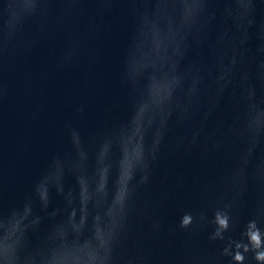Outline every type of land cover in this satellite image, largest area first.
<instances>
[{
	"label": "water",
	"instance_id": "95a60500",
	"mask_svg": "<svg viewBox=\"0 0 264 264\" xmlns=\"http://www.w3.org/2000/svg\"><path fill=\"white\" fill-rule=\"evenodd\" d=\"M23 2L0 0V264H257L264 0Z\"/></svg>",
	"mask_w": 264,
	"mask_h": 264
},
{
	"label": "clouds",
	"instance_id": "9594fccd",
	"mask_svg": "<svg viewBox=\"0 0 264 264\" xmlns=\"http://www.w3.org/2000/svg\"><path fill=\"white\" fill-rule=\"evenodd\" d=\"M20 8L24 11L33 10L35 8V4L33 0H24V2L20 5ZM6 43H7V36L5 39V44ZM128 179H131V173H129ZM216 221L221 228L227 227L226 216L222 217L221 215L217 214ZM188 223H189V217L186 216L182 219L181 226H186ZM19 228H20V221L14 215L11 221V227L9 229L8 235L4 239L5 240L10 239L18 231ZM97 232L98 233L100 232L99 228L97 229ZM245 234L247 235L249 243L251 244L252 249L254 250L255 253L254 258L257 261V264H264V250L261 249V245H262L261 233L259 229L255 227L254 222L252 221L249 222L248 230L246 231ZM111 236H112V230L108 232L107 237L103 235L98 238L99 239L98 243L100 248H104V249L107 248L108 241L109 239H111ZM6 247H10V245L2 243V247L0 248H6ZM245 250H247V247ZM233 259L237 261L239 264V262L243 260V256L240 254V252H236L233 256ZM84 264H89V262L84 261ZM92 264H106L105 256H99L94 253Z\"/></svg>",
	"mask_w": 264,
	"mask_h": 264
},
{
	"label": "snow or ice",
	"instance_id": "6c2138e0",
	"mask_svg": "<svg viewBox=\"0 0 264 264\" xmlns=\"http://www.w3.org/2000/svg\"><path fill=\"white\" fill-rule=\"evenodd\" d=\"M0 247H2V243H0Z\"/></svg>",
	"mask_w": 264,
	"mask_h": 264
}]
</instances>
